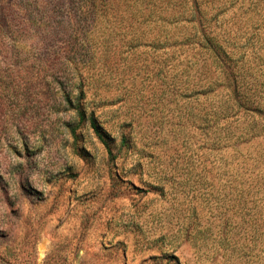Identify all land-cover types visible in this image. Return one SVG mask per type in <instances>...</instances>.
<instances>
[{
    "label": "rangeland",
    "instance_id": "374dc122",
    "mask_svg": "<svg viewBox=\"0 0 264 264\" xmlns=\"http://www.w3.org/2000/svg\"><path fill=\"white\" fill-rule=\"evenodd\" d=\"M0 264H264V0H0Z\"/></svg>",
    "mask_w": 264,
    "mask_h": 264
},
{
    "label": "trees",
    "instance_id": "16d2710c",
    "mask_svg": "<svg viewBox=\"0 0 264 264\" xmlns=\"http://www.w3.org/2000/svg\"><path fill=\"white\" fill-rule=\"evenodd\" d=\"M69 93H63V99L66 104L73 105L72 100L69 97ZM72 108L75 110L76 116L79 118L81 123H87L88 126L91 128L95 136L99 139V141L103 144L105 149H107L108 154H111V150L109 148V145L106 140V136L104 135V131L102 129V126L98 122L97 117L94 115V113H87L85 106L82 103H75Z\"/></svg>",
    "mask_w": 264,
    "mask_h": 264
}]
</instances>
